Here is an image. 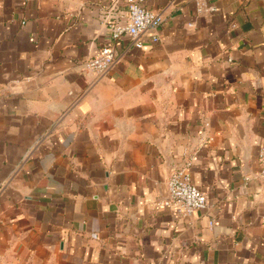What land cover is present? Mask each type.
Returning a JSON list of instances; mask_svg holds the SVG:
<instances>
[{"label": "crops", "instance_id": "1", "mask_svg": "<svg viewBox=\"0 0 264 264\" xmlns=\"http://www.w3.org/2000/svg\"><path fill=\"white\" fill-rule=\"evenodd\" d=\"M146 6L97 77L125 0H0V264H264V0ZM191 155L209 204L181 216Z\"/></svg>", "mask_w": 264, "mask_h": 264}, {"label": "built area", "instance_id": "2", "mask_svg": "<svg viewBox=\"0 0 264 264\" xmlns=\"http://www.w3.org/2000/svg\"><path fill=\"white\" fill-rule=\"evenodd\" d=\"M127 2L128 20L126 23L109 24L111 30V44L104 45L98 54L83 63L85 73H93L97 77L107 75L117 63L116 43L125 36H129L136 47L143 46V36L150 31H157L163 22V15L146 6V0H125ZM199 4V10L202 4ZM157 39V36H153ZM259 161L261 173L264 175V149L260 151ZM193 156L186 158L176 167L168 178V197L162 203L172 206L179 215L189 216L197 210L205 209L208 204L206 194L193 182L191 168ZM4 185L0 183V192Z\"/></svg>", "mask_w": 264, "mask_h": 264}]
</instances>
